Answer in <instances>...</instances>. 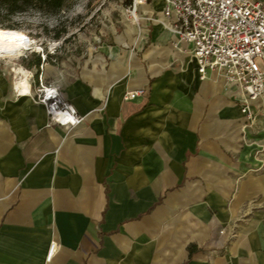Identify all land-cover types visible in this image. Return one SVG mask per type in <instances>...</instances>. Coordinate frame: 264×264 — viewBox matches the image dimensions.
I'll return each mask as SVG.
<instances>
[{"label":"crops","instance_id":"crops-1","mask_svg":"<svg viewBox=\"0 0 264 264\" xmlns=\"http://www.w3.org/2000/svg\"><path fill=\"white\" fill-rule=\"evenodd\" d=\"M125 30L12 67L84 118L66 127L28 94L0 98V264H264V162L248 142L264 107L249 121L161 22Z\"/></svg>","mask_w":264,"mask_h":264},{"label":"built area","instance_id":"built-area-1","mask_svg":"<svg viewBox=\"0 0 264 264\" xmlns=\"http://www.w3.org/2000/svg\"><path fill=\"white\" fill-rule=\"evenodd\" d=\"M154 1L159 3L157 9H140ZM125 9L131 22L138 24L143 18L161 22L178 39L189 43L199 77L215 72L224 79L225 88L234 86L240 111L249 121L255 119L258 109L264 107L263 0H129ZM55 47L50 50L54 52ZM26 78V93L44 106L50 122L73 127L83 120L84 115L58 85L31 70ZM144 92V87L127 89L123 96L132 98ZM57 244L51 242L46 259Z\"/></svg>","mask_w":264,"mask_h":264},{"label":"rangeland","instance_id":"rangeland-1","mask_svg":"<svg viewBox=\"0 0 264 264\" xmlns=\"http://www.w3.org/2000/svg\"><path fill=\"white\" fill-rule=\"evenodd\" d=\"M127 4L128 0H69L68 6L54 14L37 10L18 13L12 18L18 27L0 28L19 29L30 37L31 47L24 54L28 57L33 56L34 51L53 49L54 45L60 53H73L101 41L111 42L117 35L124 34L132 23L125 9ZM22 57L0 59V98H8L14 91L19 77L12 67ZM248 142L252 155L264 162V113L253 127Z\"/></svg>","mask_w":264,"mask_h":264},{"label":"trees","instance_id":"trees-1","mask_svg":"<svg viewBox=\"0 0 264 264\" xmlns=\"http://www.w3.org/2000/svg\"><path fill=\"white\" fill-rule=\"evenodd\" d=\"M129 2V0H128ZM69 5V0H0V26L10 28L18 27L12 18L18 13L37 10L46 14H54ZM40 61L37 56L35 63ZM194 245H189V252H192Z\"/></svg>","mask_w":264,"mask_h":264},{"label":"clouds","instance_id":"clouds-1","mask_svg":"<svg viewBox=\"0 0 264 264\" xmlns=\"http://www.w3.org/2000/svg\"><path fill=\"white\" fill-rule=\"evenodd\" d=\"M30 47V37L26 33L0 28V59H18Z\"/></svg>","mask_w":264,"mask_h":264},{"label":"bare ground","instance_id":"bare-ground-1","mask_svg":"<svg viewBox=\"0 0 264 264\" xmlns=\"http://www.w3.org/2000/svg\"><path fill=\"white\" fill-rule=\"evenodd\" d=\"M21 72L26 74V70H24L22 67L19 68ZM15 88L20 91L21 94L26 95L27 89H28V80L26 78V75H21L15 83ZM29 95V94H28Z\"/></svg>","mask_w":264,"mask_h":264}]
</instances>
